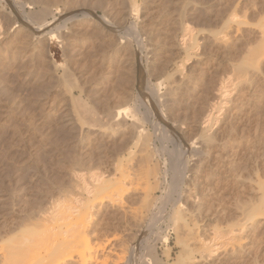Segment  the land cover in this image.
<instances>
[{
	"label": "rangeland",
	"instance_id": "rangeland-1",
	"mask_svg": "<svg viewBox=\"0 0 264 264\" xmlns=\"http://www.w3.org/2000/svg\"><path fill=\"white\" fill-rule=\"evenodd\" d=\"M263 6L0 0V260L9 238L74 203L91 213L92 251L111 259L103 264H120L122 248L126 264H264V72L249 69L261 88L242 99V86L200 131L221 76L260 43ZM234 9L245 22L226 28L222 41L215 32ZM186 24L193 38L187 51L180 40ZM137 122L148 137L152 175L140 160ZM92 171L115 179L89 196ZM146 189L151 203L142 223L160 210L148 230L131 215ZM194 236L219 238L223 247L208 257L187 253Z\"/></svg>",
	"mask_w": 264,
	"mask_h": 264
},
{
	"label": "bare ground",
	"instance_id": "bare-ground-1",
	"mask_svg": "<svg viewBox=\"0 0 264 264\" xmlns=\"http://www.w3.org/2000/svg\"><path fill=\"white\" fill-rule=\"evenodd\" d=\"M236 10H238V9H236ZM236 10L234 9L231 12L229 11L230 13L228 12L229 14L226 15V17L223 19L224 23H222L223 24L222 30L219 29L220 33L219 32L217 33V31L215 32L216 35L220 34L219 37H220V39H222V41L229 38V37H227L229 35H227V33H226V30H225L226 28L230 29L234 25L240 26L241 24H243L245 22V20H243L242 16ZM261 19H260V22L261 21L262 22L259 24L261 25V27L263 29L261 28L262 31L260 30L261 31L260 43L258 45L255 44L256 47L251 48V46H250V49L246 48L247 50L245 49V51L243 50V52H241L242 53L241 57H243L242 58L243 61L240 63V59H239L238 64L239 65L241 64L240 66H238L237 64H234V65H232V69L230 72H228L227 70H224L227 72L225 73V76H224V74H223V76H221V80H220V83H219V86H218V89L216 92V94L218 96V100L214 104L213 108L206 114V116L204 117L202 124L200 126V131L203 134L205 132H207V130L209 128H211V126L215 120V117H216L215 112H216V114H218L217 113L218 110L222 111L223 108L229 103V99L232 97V95L240 93L239 89H241L242 86L248 84L245 91L243 93H240V95H239L240 97H242V99L243 98L245 99L247 97V95H252L254 93V91L261 88L259 86L260 84L256 85L253 82L254 80L251 81L250 78L248 77L249 69H251V70L255 69V70L259 71V73L264 72L262 70L263 64H264V18H263V20H261ZM182 21L183 20H181V25H183ZM237 29H239V28H237ZM191 32H192L191 27L188 26V24H186V26L183 30L182 36L180 38L181 44L183 45L184 48H186L185 49L186 51L189 50V46H191V44H192L193 38L191 37V35H192ZM257 43H258V41H257ZM247 47H249V46H247ZM244 52H246V53H244ZM243 53L245 54L244 56H243ZM179 70L180 69L177 68V71H179ZM142 73H143V71H142ZM263 78H264V76H263ZM146 94H147V97H150L149 92H147ZM151 97H152V93H151ZM141 103H142V101H141ZM154 104H153L154 107L156 106L155 109H158V103L156 105L155 100H154ZM147 106H149L148 103H147ZM127 108L128 107H125L123 109V111H121V113L118 114L119 121H124L126 119ZM216 108H218V110ZM144 110H147V109H144ZM145 114H147V113H145ZM162 115L164 116L165 114L162 113ZM143 118H144V115H143ZM146 120H148V119H146ZM148 122H150V121H148ZM136 127L139 128V133L141 134V136H140L141 145L140 146L143 145L140 160L142 162H145L148 166V169L146 167L147 170H145L147 172V175H152L154 169H153V167H149V165H148V163L151 162L150 159L152 158V156H150L151 154L149 152L148 144L146 143L148 141V137L143 132V130L140 129V128H142V124L137 122ZM178 138H179V136H178ZM163 148H164V146H163ZM163 148H161V150ZM164 151H163V153H164ZM157 153H158V150H157ZM176 157H180V156H176ZM176 159H178V158H176ZM181 160H182V158H181ZM183 163L185 164V162H183ZM183 163H176L177 165H179V168H177V169H180V167H181L180 164L183 165ZM165 172H167V168H166ZM122 173H123V171H122ZM84 174L85 173L82 172V173H80V176L83 177ZM164 175L165 174H163V176ZM105 176L106 175L105 174L103 175L102 173H100V171H92L91 172V177L93 178L96 185L94 184L95 185L94 189H91L93 186H91V187L86 186L87 193L90 194L89 196H92L94 194V193H92L93 191H95V192L103 191V190L108 189L111 186L112 182H114V179H115L114 176L113 177H107L108 175L106 177ZM164 179L165 180L162 179V181L165 182L167 179L166 175L164 176ZM165 185H166V189H168L169 183H166ZM125 188L130 189L131 186H130V188H128L123 183L122 189H125ZM167 191H166V193H167ZM149 195H150L149 190L148 189L144 190L143 195H142V200L144 199V203L138 207H135L132 210L131 215H132L134 223L136 224L137 227H140V224L141 225L143 224L142 220L145 219V218H143V217H145V214H146V213L144 214V211H146L145 210L146 208H149L147 206H148V204L151 203V201L149 203V200H151V198H149L150 197ZM97 197H100L99 201H101V202L104 201V195L97 196ZM177 211H179V210H177ZM158 212H156V213H154V215L150 216L151 217L150 222L143 224V226H145L146 230H148L150 228L151 223L154 222L153 218H154L155 214H158ZM177 213L181 214L182 212L181 213L177 212ZM56 216H57V214H56ZM58 216L59 217H56V219H55L54 217H51L50 215H48V213H46V215L43 216L40 220L32 222L31 227L21 231L20 233L16 234L15 236L9 238L8 239V243H9L8 248L6 247V249H4V247H3L4 250L1 249L2 250V258L0 260V264H68L69 261H74V260L78 261V258H75V253H78V252L81 253V255H80L81 261H78L79 264H103V263H108L111 261L110 257L100 258V255H98L97 252L92 251V247L90 246L89 233H88L91 213L84 211V205L81 206V205H76L74 203L66 204L65 206H63L60 209V211L58 212ZM177 216H179V215H177ZM146 218H147V216H146ZM244 220H246V219H244ZM244 224L245 223H243L241 226H243ZM246 226H248V225L246 224ZM246 226L238 228V230L235 231L236 233L234 235V238L236 239V241L243 239L242 233L244 232V230H246L245 229V228H247ZM194 242L196 244V247L194 246L193 248H190V247L187 248V246H185L184 251L186 249H188V251L191 250L192 252L197 251L199 254H201V256L208 257V256L212 255L213 253L216 254L223 247V243L219 238L210 240V239H207L204 237H195L194 236ZM105 247H106V244L104 246H102L101 249H104ZM241 247H243V246H241ZM124 250H125V248H124ZM124 250L122 248L123 252H124ZM86 252H89V254L86 255ZM123 252H121V254ZM186 252H187V250H186ZM121 254L119 255L118 262L120 264H126V259H125L126 252H124L122 255ZM186 254H185V256H186ZM183 258L186 259V257H183ZM191 258L193 260H196L195 259L196 257H194V255H192ZM186 261H188V260H186Z\"/></svg>",
	"mask_w": 264,
	"mask_h": 264
}]
</instances>
